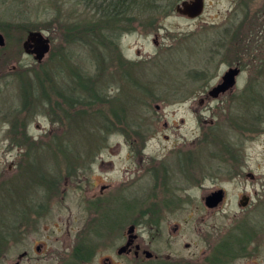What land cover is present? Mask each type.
Returning <instances> with one entry per match:
<instances>
[{
    "label": "rangeland",
    "instance_id": "obj_1",
    "mask_svg": "<svg viewBox=\"0 0 264 264\" xmlns=\"http://www.w3.org/2000/svg\"><path fill=\"white\" fill-rule=\"evenodd\" d=\"M176 5L169 14L153 22L146 19L118 33L120 35L114 39L117 41L116 47L134 62V66L130 70L128 68V76L122 77L119 73L113 74L111 79H104L100 87L105 101H96L92 108H86L85 115L74 117L70 123L66 120L65 125L60 126V135L65 139L64 154L52 157L49 151L41 152L44 160L38 163V170H45L47 165L55 168L63 162L65 164V199L63 205L55 207L50 217V246L58 247L62 245V240L71 246L77 234L91 233V212L85 209V198L76 188L73 175L75 156H83L81 160L84 164L96 159L91 172L83 173L89 177L92 185L93 182L97 185L92 186L91 194H99L103 183H118L128 178L126 182L133 181L131 185H134L130 188L133 190L130 197L146 198L147 201L154 184L148 168L138 174L123 172L129 164L126 155L133 143L137 148L135 152L143 153L146 160L169 164L176 175L177 189L181 190L179 196L185 195L184 189L188 188L181 171L191 169L195 176L194 186L198 185L196 180L207 175L205 170H216V155L223 139L254 138V144L247 143L248 153L253 154L255 159L264 157V53L259 54L264 48L253 54L254 57L262 58V62L247 65L240 78V89L247 88L246 85L251 82L247 89L250 90L248 96L222 97L218 102L212 101L210 107L213 110L200 108L207 122L214 120L213 125L205 126L206 135L200 141L195 139L202 137L200 133L203 125L198 123L197 115L192 110V99L199 100L198 94L204 85L197 81L196 76L208 74L210 84H215L228 68L227 63L220 62L222 53H216L218 43L222 42L228 32L234 35V28L243 26L245 29H240L242 36L253 31L256 40L264 42V0H205L204 11L197 18L178 14L174 11ZM57 13H61L68 22L87 20L85 17H89V11L83 4H78L77 0H0V26L11 24L12 28L7 29V33L0 28V33L5 37V45L0 46V137L7 131L3 123L6 113L22 107L23 81L39 89L38 73L41 76L44 74V78L47 73L55 80L59 79L60 74L66 90H69L75 83L79 88V78L74 76L73 71L88 73L89 76L96 72L97 58L91 46L83 41L68 42L69 39L65 38L56 24H49ZM258 13L262 15L259 19L256 17ZM43 23H48L47 29L41 31L51 41V50L46 58L52 61L46 59L42 65H38L35 58L26 54L23 48L28 32L16 26ZM139 83L147 86L148 91L141 85L139 87ZM78 88L80 93L77 95L86 94ZM195 95L197 97L193 98ZM115 99H118L115 103L117 108H111L110 103H114ZM110 109H114L118 117L113 114L111 122H118L117 119L121 121L118 125L114 124L115 128L111 132L105 124L106 121L110 123V119H106ZM35 110L38 114L31 119V131L36 136L47 137L44 130L49 127V118L43 115L41 107ZM67 110H70L69 106ZM37 124L42 128L38 129ZM232 124L249 129L238 134ZM139 131L144 136L137 134ZM191 141L195 142L192 148V167L189 168V165H183V160L189 159L188 143ZM141 146H144V150H141ZM90 154H97V157H89ZM110 161H113L112 168ZM136 167L130 164L131 169ZM194 193L198 196L200 189ZM11 211L12 205L8 203L2 207L1 213ZM193 212L196 217L203 214L197 201L193 205ZM58 214L63 221L56 226ZM188 214L189 208L183 205L178 207L176 217L183 219ZM194 240L202 242L201 236L195 234ZM45 264H57V261Z\"/></svg>",
    "mask_w": 264,
    "mask_h": 264
},
{
    "label": "flooded vegetation",
    "instance_id": "obj_2",
    "mask_svg": "<svg viewBox=\"0 0 264 264\" xmlns=\"http://www.w3.org/2000/svg\"><path fill=\"white\" fill-rule=\"evenodd\" d=\"M240 29L245 28H234L232 33L235 35L228 32L218 43L216 52L223 55L220 62L228 65L225 73L231 68H239L234 84L213 96L211 91L223 83L225 73L215 84H210L208 74L196 76L204 85L198 94L199 100L192 99V110L198 123L203 125L202 137L195 141L204 139L207 124H214L213 119L207 122L200 108L213 110L210 107L212 101L247 95L250 80L247 88H238L245 67L262 62V58L253 54L264 48V42L256 40L253 31L242 36ZM106 51L110 59L105 79L119 73L127 77L128 66L125 65L134 63L133 60L112 44ZM263 53L264 49L259 52ZM46 59L52 61L45 57L36 62L42 65ZM95 62L96 72L92 77L96 85L99 69L97 59ZM58 75L59 79L55 80L46 73L43 94L30 97L28 104L22 93V107L4 117L7 131L0 137V264H45L55 260L57 264H264V157L255 159L248 153L254 138L223 139L216 155V170H205L207 175L198 177V185L194 186L195 176L191 169L181 171L188 183L183 196L178 195L181 190L177 189L176 175L169 164L146 160L143 153L135 152L137 148L133 143L126 155L129 164L123 172L138 174L148 168L154 179L148 201L130 197L133 191L130 188L134 185H131L133 181L126 182L128 178L118 183H103L99 194H91L92 186L97 185L95 182L92 185L83 173L91 172L96 159L84 164L83 156H75L73 175L76 188L85 198V209L91 212V233L77 234L71 246L64 240L58 247L50 246V217L65 199V164L55 168L47 165L45 170H38V163L44 160L41 152L45 150L51 152L52 157L64 154L65 139L59 131L66 123L67 107L71 112L81 108L77 83L66 90L62 76ZM23 86L29 87L30 83L23 81ZM254 93L257 95L256 91ZM38 107L50 121L48 129H43L47 137L36 136L31 131V119L37 116L35 109ZM36 126L42 128L40 124ZM232 128L238 134L249 129L238 124H232ZM137 134L144 136L140 131ZM195 141L188 143L189 159L183 160V165H189V168L192 167ZM91 155L88 156L97 157V154ZM131 163L137 166L136 169L130 168ZM109 165L112 168L113 161ZM197 189H200L198 196L194 193ZM196 201L203 211L198 217L193 212ZM8 203L12 205L11 213H1ZM183 205L189 208V214L178 219V207ZM62 221L58 214L56 226ZM194 234L201 236L202 242L195 241Z\"/></svg>",
    "mask_w": 264,
    "mask_h": 264
},
{
    "label": "trees",
    "instance_id": "obj_3",
    "mask_svg": "<svg viewBox=\"0 0 264 264\" xmlns=\"http://www.w3.org/2000/svg\"><path fill=\"white\" fill-rule=\"evenodd\" d=\"M178 1L180 0H77L78 4H83L89 11L87 14L89 17H85L87 20L76 19V21L68 22L61 13H57V15L49 21V24H56L58 26L65 38L69 39L68 42L83 41L91 46L90 48L95 52L94 56L97 58L99 70L96 82L98 86L97 84L95 86V79L92 75L89 76L88 73L80 71L72 72L75 73L74 76L76 78H79L80 91L82 90L86 92V94L80 95V103L78 104H80L81 108L79 111L72 113L71 109L67 110L66 119L68 123L76 116L85 115L84 112L87 111L86 108H92L96 101H105L103 98L104 95L101 93L102 88L100 84L105 79V69L108 66L107 61L110 59L108 58L106 49L108 45L111 44L116 47L117 41L114 39H116L117 35H120L118 33H122L124 30L129 29L130 26L132 27L135 23H143L146 19L153 22V20L155 21L157 18L159 19V17L169 14ZM256 17L259 19L262 15L258 13ZM47 24L48 23H43V25L32 24L31 26L18 25L16 27L24 32H28L30 30L47 29ZM6 25L10 26L11 24L2 25L0 28L7 33V31L12 28L11 26L5 27ZM132 66H134L133 63H129V70ZM37 77L39 78L37 81L39 89L31 86H26L22 89L28 104H30V97H37V93L42 95L44 92V74L41 76L38 73ZM138 85L139 87L140 85L143 86V83H139ZM143 88L146 90L147 86H143ZM117 100L118 99H115L114 103H110L111 108L117 106L115 105V103L118 102ZM74 106L75 105H72V107ZM125 109H123V111H125ZM113 114L116 116L114 109H110L109 116L106 117L108 121L110 119V123L107 121L105 123L109 132L115 128L114 124L118 125L121 122L117 119L118 122L112 123L111 118Z\"/></svg>",
    "mask_w": 264,
    "mask_h": 264
},
{
    "label": "water",
    "instance_id": "obj_4",
    "mask_svg": "<svg viewBox=\"0 0 264 264\" xmlns=\"http://www.w3.org/2000/svg\"><path fill=\"white\" fill-rule=\"evenodd\" d=\"M204 11V0H185L176 6V12L190 18H197ZM5 45V37L0 33V46ZM25 53L33 55L35 60L42 61L51 50L50 38L41 30L28 32L23 43ZM240 72L239 68L229 69L223 76V83L215 87L211 94L217 96L219 92L225 91L235 82V77Z\"/></svg>",
    "mask_w": 264,
    "mask_h": 264
}]
</instances>
